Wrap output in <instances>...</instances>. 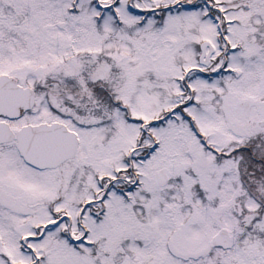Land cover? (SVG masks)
Listing matches in <instances>:
<instances>
[{
	"label": "snow or ice",
	"instance_id": "obj_1",
	"mask_svg": "<svg viewBox=\"0 0 264 264\" xmlns=\"http://www.w3.org/2000/svg\"><path fill=\"white\" fill-rule=\"evenodd\" d=\"M0 264H264V0H0Z\"/></svg>",
	"mask_w": 264,
	"mask_h": 264
}]
</instances>
